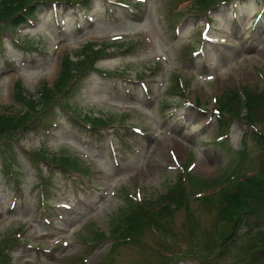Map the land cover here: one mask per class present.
I'll return each mask as SVG.
<instances>
[{
	"label": "rangeland",
	"instance_id": "1",
	"mask_svg": "<svg viewBox=\"0 0 264 264\" xmlns=\"http://www.w3.org/2000/svg\"><path fill=\"white\" fill-rule=\"evenodd\" d=\"M121 1L125 5L91 0L90 8H83L87 11L70 3L55 7L42 1L35 24L22 26L14 34H0V113L5 105H11L15 113L22 108L14 102L18 78L30 93H35L43 81L55 83L62 59L67 55L74 58L87 39L94 45L83 49V55L89 57L90 49L100 47L101 41L110 42L96 62L101 69L122 71L135 80L158 65L145 85L97 70L88 73L83 88L69 99L68 112L60 110L54 126L18 135V159L13 166L18 171L16 177L4 174L0 154V238L18 229L26 234L20 239L24 243L7 241H12L8 247L10 259L13 264H160L162 259L164 264H199L200 257L194 255H223L214 264H250L249 258L264 256V250L251 247L264 245V233L237 230L230 234L231 225L218 218L217 208L203 205L199 199H189V217L188 210L180 206L166 219L173 231L147 229L145 244L112 248L111 239L96 244L103 240H95L96 229L108 231L126 213L132 203L127 198L129 192L134 193L141 185V198L156 199L177 180L180 164L193 161L189 171L202 178L229 176L240 159L238 150L244 147L247 124L238 118L232 121L230 137L221 146L215 139L218 123L212 110L220 97L241 84L264 89V15L254 22L264 0L219 4L211 10L212 18L188 17L189 11L181 15L189 6L182 0ZM192 1L189 9L195 4ZM211 19L208 34L217 41L213 44L200 36L205 22ZM6 24L0 23V32ZM134 41L138 44L127 52H116ZM81 57L78 54L76 60ZM73 65L82 68L79 62ZM178 75L189 85L183 96L171 90ZM123 111L131 114L128 123L144 130L140 134L129 127L135 134L129 136L128 145L122 144L113 128L94 132L72 116L76 114L89 123L87 116L107 118L113 113L119 121ZM260 115L258 126L264 131V108ZM116 128L120 134L127 129ZM176 143L183 146L181 153ZM112 145L121 150L118 158L113 157ZM69 149L92 163L95 172L90 182L69 172H54L50 199L44 201L35 168L38 158L33 153L64 155ZM246 151L249 159L241 166L242 173L260 154L251 136ZM40 168L45 170L46 165L41 163ZM16 179L20 184L16 185ZM61 202L72 207L56 208ZM250 209L259 212L245 214L241 225L263 226L264 207ZM189 220L195 224V238L186 234L192 229ZM225 234L228 236L224 240ZM157 241L164 242L162 248L148 246ZM209 241H222L223 246L214 244V250H208ZM187 246H193L191 251L196 254H183L182 247ZM166 249H177L181 255L164 259Z\"/></svg>",
	"mask_w": 264,
	"mask_h": 264
},
{
	"label": "trees",
	"instance_id": "2",
	"mask_svg": "<svg viewBox=\"0 0 264 264\" xmlns=\"http://www.w3.org/2000/svg\"><path fill=\"white\" fill-rule=\"evenodd\" d=\"M38 1L44 0H1L0 1V20L13 21L14 26H19L22 23H27L29 18H32L36 15V4ZM74 63L69 61V58H65V61L62 65V71L55 84V88H49L46 83H42L41 87L38 89L36 95L37 97H31L33 94L27 92L26 90L18 89L15 94V102L19 103L22 108L16 112H6L0 113V149L7 153V149L3 146V138L16 135L20 130L27 131L32 129L38 124H44L47 121V115L51 110H54L55 105H58L59 100H63L68 94H70L75 86L80 82L75 79L74 76L77 74L74 72ZM82 65V64H81ZM89 68V67H86ZM86 68H83L78 73L84 71ZM77 82V83H76ZM19 88L21 87V82L18 84ZM246 102H242L244 106L249 111V115L259 106H264V96L256 95L251 91L248 92ZM236 96L230 95L225 96L221 103V110L231 112L233 108L235 109ZM241 113V104L240 107ZM40 122V123H39ZM261 144L264 146L263 136L259 137ZM2 140V141H1ZM180 184V185H179ZM256 184V182L254 183ZM173 189L172 193H175L172 197L177 203H183V199L186 192L185 182L181 179L179 183ZM177 190L179 194H176ZM243 196H249L252 200L255 201H264V193H256L253 188L246 186L244 183H239L232 191L227 190L223 193V200H229L228 207L225 210L231 213H240L243 210V207L240 205L241 201H247ZM171 200V198H170ZM167 200L165 202H169ZM148 217H151V214L147 213ZM143 218V215L135 217V225ZM147 220V218H145ZM133 226V227H134ZM135 228V227H134Z\"/></svg>",
	"mask_w": 264,
	"mask_h": 264
},
{
	"label": "bare ground",
	"instance_id": "3",
	"mask_svg": "<svg viewBox=\"0 0 264 264\" xmlns=\"http://www.w3.org/2000/svg\"><path fill=\"white\" fill-rule=\"evenodd\" d=\"M175 145H176L177 151H178L179 153H181L182 150H183V146H182L181 144H179V143H176ZM205 168H209V169H210L211 166H210V165H206Z\"/></svg>",
	"mask_w": 264,
	"mask_h": 264
}]
</instances>
